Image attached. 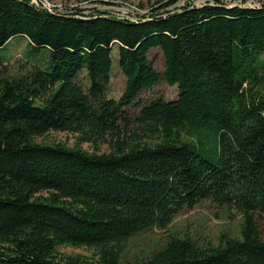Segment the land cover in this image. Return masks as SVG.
I'll use <instances>...</instances> for the list:
<instances>
[{
  "label": "trees",
  "instance_id": "16d2710c",
  "mask_svg": "<svg viewBox=\"0 0 264 264\" xmlns=\"http://www.w3.org/2000/svg\"><path fill=\"white\" fill-rule=\"evenodd\" d=\"M176 1L134 19L0 0V48L23 36L48 50L45 67L0 70V264H264V2L161 11ZM115 46L127 77L119 99L107 96ZM162 80L177 97L144 102ZM51 130L109 150L34 140ZM205 199L243 215L241 238L172 236L151 256L122 261L134 235ZM61 245L96 253L59 258Z\"/></svg>",
  "mask_w": 264,
  "mask_h": 264
},
{
  "label": "rangeland",
  "instance_id": "374dc122",
  "mask_svg": "<svg viewBox=\"0 0 264 264\" xmlns=\"http://www.w3.org/2000/svg\"><path fill=\"white\" fill-rule=\"evenodd\" d=\"M168 0H43L60 9L64 7L78 6L83 9L110 10L115 16L130 17L136 19L139 15L152 12L153 7L162 6ZM214 0H177L169 7L161 8V11L180 9L187 4L202 5ZM226 3L258 6L264 0H223ZM244 1V3H243ZM118 47L115 46L113 56L115 59L112 71V79L107 89V96L119 99L123 94L127 77L118 65ZM48 50L45 48L33 49L26 37L15 36L0 48V70H4L9 76H22L30 71L33 66L45 67ZM150 59L154 66L161 72L165 68V55L160 47L150 51ZM86 84V81H84ZM178 95V86L171 85L165 80L160 81L153 89L142 93L143 101H148L156 96L167 100H174ZM138 113L135 108L131 114ZM40 143H62L69 147H81L89 152H107L109 146L101 143L95 146L88 142H81L74 132L51 130L34 138ZM211 160H215L216 153L208 154ZM243 215L233 208L215 203L212 199H205L193 208L180 209L172 222L165 228L154 227L134 235L125 245L121 253L122 261L144 259L161 249L172 236L190 237L199 245H218L225 236L241 238ZM259 233L264 238V220L258 221ZM96 249L92 247H73L61 245L57 249L59 258L67 255H81L87 258L95 256Z\"/></svg>",
  "mask_w": 264,
  "mask_h": 264
},
{
  "label": "built area",
  "instance_id": "2783aa9c",
  "mask_svg": "<svg viewBox=\"0 0 264 264\" xmlns=\"http://www.w3.org/2000/svg\"><path fill=\"white\" fill-rule=\"evenodd\" d=\"M32 2H34L35 4H42L43 6L47 7L48 9H52V8L57 7L51 3L43 2V0H32Z\"/></svg>",
  "mask_w": 264,
  "mask_h": 264
}]
</instances>
